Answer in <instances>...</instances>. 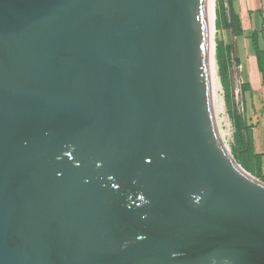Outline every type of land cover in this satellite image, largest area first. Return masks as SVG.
<instances>
[{
    "label": "water",
    "instance_id": "95a60500",
    "mask_svg": "<svg viewBox=\"0 0 264 264\" xmlns=\"http://www.w3.org/2000/svg\"><path fill=\"white\" fill-rule=\"evenodd\" d=\"M212 0H0V264H264V182L211 101Z\"/></svg>",
    "mask_w": 264,
    "mask_h": 264
},
{
    "label": "rangeland",
    "instance_id": "374dc122",
    "mask_svg": "<svg viewBox=\"0 0 264 264\" xmlns=\"http://www.w3.org/2000/svg\"><path fill=\"white\" fill-rule=\"evenodd\" d=\"M252 5L258 10L252 14V25L248 16H244V27L249 35L253 28L256 29L258 44L263 49L264 54V0H256L255 4ZM227 9L229 10L228 7ZM217 15L223 22L226 15H229L227 11L225 15L220 9V0H214L213 14V26L215 28L213 46L216 68L214 84L216 102L212 105L213 113L221 139L225 147H229L228 149L234 158L237 153L241 155V151H243L244 156L250 158L254 152L264 153V84L254 62V46L245 40L248 36L237 40L235 30L221 28L222 23L219 22L218 24ZM220 46H222L223 55L224 53L227 54V51L231 52V57L225 64L224 72L217 54L219 52L217 47ZM237 56H239L238 63L236 61ZM237 113L242 115L246 126L244 139L241 143L235 136L233 116ZM254 164L257 167V161ZM257 178L264 182V179Z\"/></svg>",
    "mask_w": 264,
    "mask_h": 264
},
{
    "label": "trees",
    "instance_id": "16d2710c",
    "mask_svg": "<svg viewBox=\"0 0 264 264\" xmlns=\"http://www.w3.org/2000/svg\"><path fill=\"white\" fill-rule=\"evenodd\" d=\"M220 2H222V8H223V12L226 15V11L228 10L227 7H225V0H220ZM231 0H229V15H226L225 18V27L226 28H232L233 30H235V34L236 35H242L243 33V29H242V23H241V19L239 17L238 14H236L233 10V8L231 7ZM252 40H253V44H254V48H255V52L257 55V60H258V65H259V70L263 76V82H264V54H263V49L259 48V44H258V39H257V33L253 32L252 34ZM219 46V44H218ZM219 50V52L217 53L219 56V61L222 64V68H223V72H224V68L226 67V62L227 60L230 59L231 57V52L227 51V54L222 52V46H220L219 48L217 47V51ZM236 61L237 63L239 62L238 57H236ZM234 119V125H235V136L238 139V142L241 143L243 142L244 139V134L246 132V126L244 124V120L242 115H240L239 113H237L236 115L233 116ZM263 156L264 153H258V152H254V154H251L250 158L248 156H244L243 151H241V155H239L237 153V155L235 156L236 160L250 173H252L253 175L264 179V171H263ZM257 161V167H255L254 162Z\"/></svg>",
    "mask_w": 264,
    "mask_h": 264
},
{
    "label": "crops",
    "instance_id": "0c3cea01",
    "mask_svg": "<svg viewBox=\"0 0 264 264\" xmlns=\"http://www.w3.org/2000/svg\"><path fill=\"white\" fill-rule=\"evenodd\" d=\"M256 0H231V5L234 10V12L236 14L239 15L240 19H241V23H242V29H243V33L242 35H236V39L238 40L239 38H247L245 40H248L253 46V40H252V34L253 32H255V28H253V31L251 32V34L249 35L248 32L246 31V28L244 27V16H248V18L250 19L249 21L251 22V25H252V14L253 13H256V11L258 10L257 8H255V6H253L252 4H255ZM222 2H220V9L223 11V8H222ZM225 7H229V0H225ZM227 12L229 13V10H227ZM217 19H218V24L219 22L222 23V26L221 28H226L225 27V21L223 22L222 19L220 20L218 18V15H217ZM226 29H231V28H226ZM260 48V47H259ZM262 49V48H260ZM239 57V56H237ZM254 62H255V65L257 67V71L260 72L259 70V65H258V60H257V55H256V52H255V48H254ZM261 74V72H260ZM261 77H262V83L264 84L263 82V76L261 74ZM263 171H264V168H263Z\"/></svg>",
    "mask_w": 264,
    "mask_h": 264
},
{
    "label": "bare ground",
    "instance_id": "6f19581e",
    "mask_svg": "<svg viewBox=\"0 0 264 264\" xmlns=\"http://www.w3.org/2000/svg\"><path fill=\"white\" fill-rule=\"evenodd\" d=\"M213 14H214V0H212V18H211V33H210V74H211L210 75V77H211V82L210 83H211V101H212V105H213V103L216 102L215 101L216 95H215V90H214V88H215L214 84H215L216 68H215V61H214V46H213V44H214L213 43V34H214V31H215V28L213 26Z\"/></svg>",
    "mask_w": 264,
    "mask_h": 264
}]
</instances>
